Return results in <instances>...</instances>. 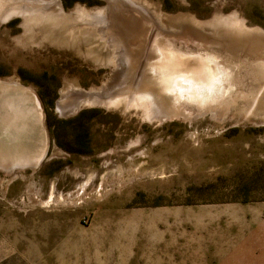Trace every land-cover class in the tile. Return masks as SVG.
I'll use <instances>...</instances> for the list:
<instances>
[{"label":"rangeland","instance_id":"1","mask_svg":"<svg viewBox=\"0 0 264 264\" xmlns=\"http://www.w3.org/2000/svg\"><path fill=\"white\" fill-rule=\"evenodd\" d=\"M55 1L46 20L0 21V80L32 91L47 140L34 170H0V264H256L264 0H127L170 50L209 55L228 75L224 97L201 109L184 89L177 109L186 116L161 124L124 103L59 117L61 91L98 88L115 65L92 32L76 29L105 0Z\"/></svg>","mask_w":264,"mask_h":264},{"label":"bare ground","instance_id":"2","mask_svg":"<svg viewBox=\"0 0 264 264\" xmlns=\"http://www.w3.org/2000/svg\"><path fill=\"white\" fill-rule=\"evenodd\" d=\"M105 2L107 5L100 10L83 12L76 25V29L92 32L95 43L101 42L110 52L114 72H122L120 81L114 83V90L105 99V108L124 103L125 110L141 109L146 120L160 122L179 115L184 117L185 113L177 109L184 89V95L188 96L186 101L196 103L201 109L207 107L205 102L222 98L228 92L224 84L229 83L228 75L209 55H181L170 50L171 46L160 40L162 32L159 34V30L151 26L142 10L132 8L127 0ZM57 5L55 0H0V21L13 15L46 20L57 15ZM254 36L255 33L239 34L236 38L252 41ZM8 82L0 83V170L6 174L34 170L47 148L41 109L32 91L20 87L15 80ZM74 97L61 102L59 112L74 105L77 99ZM255 101L254 96L248 113L257 106ZM77 103L81 107L93 105L86 98ZM215 110L220 112V109Z\"/></svg>","mask_w":264,"mask_h":264},{"label":"water","instance_id":"3","mask_svg":"<svg viewBox=\"0 0 264 264\" xmlns=\"http://www.w3.org/2000/svg\"><path fill=\"white\" fill-rule=\"evenodd\" d=\"M115 74L116 75L119 74V77H115ZM121 75H122V72H119V71L114 72V70H113L112 73L110 74V76L107 78V80L103 84H101L98 88L90 89L91 91L89 93H86V91H84V90L76 89L73 87H69L65 91H61L59 93L58 100L55 102V111L57 112L59 117L66 119V118H69V117L76 115L80 111L81 108H98V109H102V110L113 109V108H105L103 104L105 102L107 95L110 94L114 90V88H112V87H115L114 83H117L120 81V79L122 77ZM8 81H12V80H8ZM8 81L0 80V83L1 84L2 83H10ZM18 85L22 88H25V87L21 86L20 84H18ZM72 96H75L74 98L77 97V99L74 101L76 103L74 105L71 104L72 106H70V107L67 106L66 108H65V104H64L62 109H64V108L65 109L62 110L61 112H59L60 111V109H59L60 105L62 103H65L64 100L66 98L69 99V97H72ZM85 98L88 99L89 101H91L93 103V105L81 107L80 104L77 103V102H80V100L85 99ZM118 109H121V108H118ZM41 120H42V114H41ZM165 121H168V120H161L160 124L165 122ZM44 157H45V155H44ZM44 157L42 158V160L44 159ZM41 161H40V163H41Z\"/></svg>","mask_w":264,"mask_h":264},{"label":"crops","instance_id":"4","mask_svg":"<svg viewBox=\"0 0 264 264\" xmlns=\"http://www.w3.org/2000/svg\"><path fill=\"white\" fill-rule=\"evenodd\" d=\"M256 264H264V248L256 249Z\"/></svg>","mask_w":264,"mask_h":264},{"label":"flooded vegetation","instance_id":"5","mask_svg":"<svg viewBox=\"0 0 264 264\" xmlns=\"http://www.w3.org/2000/svg\"><path fill=\"white\" fill-rule=\"evenodd\" d=\"M182 85H187V84H185V83H182Z\"/></svg>","mask_w":264,"mask_h":264},{"label":"trees","instance_id":"6","mask_svg":"<svg viewBox=\"0 0 264 264\" xmlns=\"http://www.w3.org/2000/svg\"><path fill=\"white\" fill-rule=\"evenodd\" d=\"M78 121V120H77Z\"/></svg>","mask_w":264,"mask_h":264}]
</instances>
